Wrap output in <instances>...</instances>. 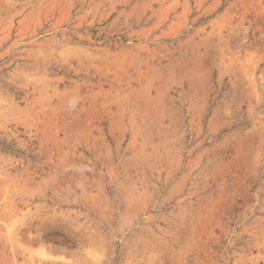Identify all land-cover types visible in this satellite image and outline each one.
Returning a JSON list of instances; mask_svg holds the SVG:
<instances>
[{
  "label": "rangeland",
  "instance_id": "1",
  "mask_svg": "<svg viewBox=\"0 0 264 264\" xmlns=\"http://www.w3.org/2000/svg\"><path fill=\"white\" fill-rule=\"evenodd\" d=\"M0 264H264V0H0Z\"/></svg>",
  "mask_w": 264,
  "mask_h": 264
}]
</instances>
